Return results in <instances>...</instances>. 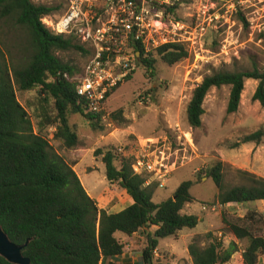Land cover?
<instances>
[{
  "label": "trees",
  "instance_id": "trees-1",
  "mask_svg": "<svg viewBox=\"0 0 264 264\" xmlns=\"http://www.w3.org/2000/svg\"><path fill=\"white\" fill-rule=\"evenodd\" d=\"M56 8L34 0H0V18H10L24 27L31 49L24 64H17L11 58L8 65L0 43V226L16 244L29 239L22 254L29 258L30 264H120L117 258L122 255L124 244L116 238V233L131 236L155 225L156 230L148 234L142 250L143 264H148V259L153 261V251L160 238L198 224L196 215L182 214L181 210L194 201L190 189L203 177L211 178L217 188L212 203L235 209L242 203L264 200L263 177L235 168L233 172L240 181L228 185L224 177L226 164L219 160L197 170L193 179L181 182L171 197L154 203L158 183L146 185V177L134 173L132 157L105 147L94 150V156H100L107 181L126 190L133 203L117 213L99 208L83 187L74 165L41 135L43 129L53 126L54 140L64 149H74L80 140L69 115L80 114L93 129H101L104 126L101 117L107 115L106 109L99 114L84 113V102L78 99L76 85L70 80L73 70L57 53L76 51L88 55L89 52L72 36L53 34L44 27L43 17ZM186 56L184 45L167 44L159 47L151 58L141 57L138 65L153 76L157 59L170 66ZM247 79L258 81L252 100L264 107V67L253 59L249 69H216L202 78L186 105L189 126L201 127L203 102L212 87H229L226 113H235ZM14 85L20 91L39 89L40 110L35 114L38 132L18 102ZM50 105L52 111L48 109ZM110 116L117 120L122 112L114 111ZM126 122L125 119L123 124ZM263 135L258 129L245 135L242 142L259 144ZM221 221L227 232L239 241H246L242 249L243 264H259L264 256V234L256 229H264V215L248 210L240 217L222 211ZM202 240L208 243L202 245ZM237 250L236 243L224 247L211 232L192 237L188 244L192 264H228ZM0 264L13 263L0 256Z\"/></svg>",
  "mask_w": 264,
  "mask_h": 264
},
{
  "label": "rangeland",
  "instance_id": "rangeland-1",
  "mask_svg": "<svg viewBox=\"0 0 264 264\" xmlns=\"http://www.w3.org/2000/svg\"><path fill=\"white\" fill-rule=\"evenodd\" d=\"M66 1L34 0L38 4L57 7L52 13L55 15L64 12ZM216 3L217 7L222 8L217 13L219 21L222 23L226 21L230 28L217 24L214 30L206 29L202 37L204 39L202 45L183 44L187 49V56L176 64L169 66L157 59L154 65L155 74L153 76L147 74L144 68L138 65L132 77L121 83L112 92L106 102L105 109L108 116L114 111L121 110L122 112V117L117 120H114L111 116L108 117L111 126H107V123L104 122L102 130L93 129L89 122L80 114H70L69 122L72 124L80 140V145L70 150L64 149L58 141L54 140L53 126L42 130L41 135L48 140L49 144L60 155L73 165L78 162L76 172L84 187L89 189L90 193L97 200L107 198L108 182L105 178V166L100 156H94V150L113 147L119 153L135 159L140 144L144 141L145 143L148 142L147 139L157 142L156 138L154 140L155 134L168 126L165 132L167 138L162 144L167 145L172 151L178 150L179 156H186L187 158L185 157L183 166L179 164L176 167L179 169L173 174V179L167 183V186L157 189L153 196V201L160 202L166 198L163 196L171 194L175 182L181 183L192 179V169L195 168L197 162L189 163L194 155H192L191 147L194 148V145L197 143H203L204 146H207L209 129H212V125L217 123V121H214V118H217L219 121L225 119L226 122H230L232 117H234V113L228 114L224 110L221 102L224 90L221 88V90H216V92L210 90L206 95L203 102L205 108L202 117L203 123L200 128L190 127L186 119V105L190 100L192 90L201 82L205 75L210 74L216 69H228L231 71L246 70L251 67V60L253 59L260 67H264V33L254 34L252 37L249 36L248 24L244 18V14L238 8L237 0H216ZM229 3L234 5L235 10H225V6ZM188 5V1H185L181 16L185 25L184 30L192 32L194 25L190 20L191 12L187 9ZM0 43L6 55V63L8 65L11 58L17 64H24L31 54L28 31L24 27L16 25L10 18H0ZM57 55L62 62L72 68L73 77L80 76L82 68L88 60L87 54L76 51L58 52ZM14 88L18 102L28 112L34 129L38 132L35 114L40 110L39 89L34 88L28 91H20L16 85H14ZM215 96L219 102L213 107ZM251 103H254L252 99L251 101L246 99L242 104L244 110L252 111V114L247 117L249 122L247 132L248 134L253 133L251 131L256 128L264 132V107L259 104L255 110H251L253 108ZM48 109L52 111V105ZM125 115H129L127 118H133V122L130 120V124H132L131 128L136 131L135 133L140 134V136H137L135 133L124 135L125 137L116 136L112 144H106L102 136L110 130L114 131L116 126H121L120 128L122 126L127 127L126 125L130 118H125ZM125 119L128 122L123 124ZM119 131L122 133L121 130ZM217 132L220 133L222 131ZM227 133L228 135L231 134L230 132ZM211 134L212 136H216L214 132ZM243 137L245 136L241 135V140ZM261 142L264 145V135L261 137ZM230 143H233V146L239 145L234 141ZM244 144L259 145L254 142H245ZM232 150L228 149L227 151ZM216 161H219V159H213L211 162H206L203 165L199 164V169ZM248 163H250L249 158ZM225 164V182L228 185L238 184L240 180L233 172L235 167L228 163ZM191 193L195 199L194 205L200 207L202 204H209L207 202L212 203L217 193V188L211 178H207L205 181H202L201 178L194 182V185L191 187ZM250 204L253 207L258 206L259 201H254ZM205 214L211 215L209 213ZM215 217L218 218V216ZM256 232L264 234V229L261 228L258 231L256 229ZM124 235L121 232H117V236L122 237ZM170 241H172V238H167L162 243ZM245 244L246 241H244Z\"/></svg>",
  "mask_w": 264,
  "mask_h": 264
},
{
  "label": "built area",
  "instance_id": "built-area-1",
  "mask_svg": "<svg viewBox=\"0 0 264 264\" xmlns=\"http://www.w3.org/2000/svg\"><path fill=\"white\" fill-rule=\"evenodd\" d=\"M188 1L193 31L184 30L182 10ZM63 13L43 17L51 33L72 36L87 48L88 60L79 77H72L76 95L83 100L84 113L99 114L114 88L132 76L141 57L151 58L167 44L202 45L206 29L214 30L220 22L216 0H67ZM248 24L249 36L264 33V0H237ZM226 11L235 10L232 3ZM227 24V25H226ZM64 77L69 78L67 73ZM102 122L111 126L107 115ZM167 145L144 143L132 163L134 173L146 177L145 184L156 181L164 187L171 172L183 165ZM187 158V157H186ZM219 203L203 204L205 211H215Z\"/></svg>",
  "mask_w": 264,
  "mask_h": 264
},
{
  "label": "crops",
  "instance_id": "crops-1",
  "mask_svg": "<svg viewBox=\"0 0 264 264\" xmlns=\"http://www.w3.org/2000/svg\"><path fill=\"white\" fill-rule=\"evenodd\" d=\"M257 84H258L257 80L247 79L245 81L244 90L241 94L239 108L234 113L235 115L234 117H232L230 122L229 121L226 122L225 119L219 121L217 120V118H214V121H217V123L215 125H212L213 126L212 129L211 128L209 129V137H208L207 146H204L203 143L202 144L197 143L196 145H194V148L191 147L192 155L193 154L194 155L190 159L191 161L189 163L197 162V165L195 166V168L192 169V179H193L194 172L199 169V164L203 165L206 162H211L213 159H219L223 163L225 162V163L231 164V166L235 168L247 170L249 172H252L264 178V145L262 144V142L259 145H252V144L245 145L244 142H242L240 138L241 135L245 136L246 134H248L247 127H248L249 122H248L247 117L248 115L250 116L252 114V111L244 110V108H242V104L246 99H249L251 101L252 96L257 87ZM221 88H223L224 90L223 99L221 102L224 107V110H226V106H227V102L229 98V87L228 86H221L219 88L212 87L210 90H213V92H216V90H221ZM218 102L219 100L215 96V100L213 101V107H215ZM251 105H253V108H251V110L253 109L255 110V108L259 106V102L254 101V103H251ZM203 108H204V105H203ZM127 116L129 115H125V118H127ZM130 120L133 122V118H130L128 120L129 123L126 125L127 127L122 126V128H120L121 126H116V128H114V131L110 130L107 134L102 136L105 139L106 144H112L116 136L125 137L124 135L134 134L136 131H134L131 128L132 124H130L131 122ZM202 123H203V118H202ZM167 127L168 126H166L164 130H159L157 134H155L156 136H154V140L156 138L157 142L152 141L150 139H147V141L154 142L155 144L164 143L167 138L165 135ZM119 130H121L122 133H120ZM256 130L257 128L251 132H254ZM217 131H222V132L219 133ZM212 132H214L216 136H212L211 134ZM227 132H230L231 134L228 135ZM135 134L137 136H140V134H137V133ZM239 138L241 141L239 140ZM230 140L238 143L239 145L233 146L234 144L230 143L231 142ZM144 143L145 141L140 144V147L138 151L136 152V155L142 149V147L144 146ZM228 149L232 151H227ZM248 158L250 160V163H248ZM77 164L78 162L73 167L75 172H76ZM178 169L176 168L171 172V174L169 175L165 183L164 188L167 186V183L173 179V174ZM205 180H207V178L203 177L202 181H205ZM179 184L180 183L175 182V184L173 185V188H172L173 190L171 194L167 196H163L166 198L164 199L162 198V199L165 200L171 197ZM84 188L86 192L88 193V195L96 201L98 207L105 209L109 213H117L123 210L124 208L130 206L133 203V199L126 192V190H124L123 188L119 187L116 184H110L108 182L107 198H100V200H97L90 193L89 189H87L86 187ZM157 189L155 190L154 194L156 193ZM190 192H191V189H190ZM214 200L212 202H214ZM193 202L185 204L181 210V213L186 214V215H196L199 218L198 224L194 228H183L179 230L176 235L165 237V238H160L158 240L157 247L153 251V261H151V263L153 264L157 262H163V263H170V264H192V261H191V258L188 252V244L190 243L192 237L196 235H203L207 232H211L213 233V235L217 237L218 240H220L223 243L224 247H227L229 243L231 242H234L237 244L238 250L232 255L231 260L228 264H243L242 249L244 247V242L237 240L233 236V234L227 232L223 228L220 214L222 211H227L229 214L242 217L245 215V212H247L248 210H255L258 213H261L264 215V200L259 201V205L254 206V207L250 204L251 202H247V203L240 204L235 209L232 207L221 205L215 211H209V210L205 211L202 209V206L198 207L194 205ZM154 203H159V202H154ZM207 203H210V202H207ZM205 213H209L211 215H207ZM215 216H218V218H216ZM156 228L157 227L155 225H150L149 227L142 228L141 230L137 231L131 236L124 235L120 237V236H117V233H116V238L124 244L123 253L121 256L117 258L118 262L120 264H143L142 250L147 244V236L148 234L154 233ZM167 238H172V241L167 242V243H162ZM205 243H208V240H202V245H204ZM259 264H264V256L262 257Z\"/></svg>",
  "mask_w": 264,
  "mask_h": 264
},
{
  "label": "water",
  "instance_id": "water-1",
  "mask_svg": "<svg viewBox=\"0 0 264 264\" xmlns=\"http://www.w3.org/2000/svg\"><path fill=\"white\" fill-rule=\"evenodd\" d=\"M28 242L29 239H27L24 244L12 242L7 233L0 226V256L5 258L8 262L13 264H30L29 258L22 254V250ZM148 264H152L151 259H148Z\"/></svg>",
  "mask_w": 264,
  "mask_h": 264
}]
</instances>
